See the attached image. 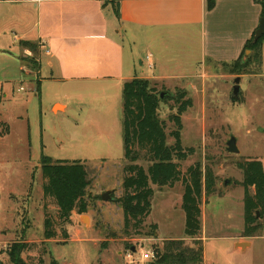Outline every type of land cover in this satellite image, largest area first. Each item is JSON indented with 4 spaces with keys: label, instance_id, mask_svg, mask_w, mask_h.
<instances>
[{
    "label": "rangeland",
    "instance_id": "1",
    "mask_svg": "<svg viewBox=\"0 0 264 264\" xmlns=\"http://www.w3.org/2000/svg\"><path fill=\"white\" fill-rule=\"evenodd\" d=\"M11 34L12 31L7 34L0 49V263L11 264L7 250L22 240L28 243L23 257L30 264H131L127 256L134 248L139 258L162 250L165 241L184 239L186 214L181 182L164 188L153 185L152 211L140 229L132 223L126 231L121 207L114 200L102 199L109 191L113 199L122 194L123 169L127 164L122 88L74 87L42 81V71L39 91L35 72L40 68V45L27 42L30 45L22 44L20 50L12 46ZM179 43L165 37L155 50L149 51L141 41L135 44L129 38L125 44L126 64L132 61L133 65L130 53L135 48L139 56L137 74L148 75L149 54L175 59ZM251 55L246 52L245 59ZM190 70L186 68V72L191 73ZM172 73L177 71L173 69ZM194 73L197 74L191 80L152 85L164 97L159 115L168 134L174 129L170 116L177 113L170 97L185 90L193 100L192 108L182 116V142L186 148H194L195 155L181 164L182 173L201 162L217 178L215 197L232 193L231 199L211 197L207 205L205 198L202 201L204 264H264V237L253 240L245 251L239 250L241 245L239 249L235 247L237 233L244 228V189L240 186L243 172L236 164L249 158L264 163L261 66L254 61L242 75H234L223 62L211 61L204 68L196 67ZM237 77H241V90L238 99H234ZM56 101L67 104L68 110L54 113L62 110L53 111ZM231 136L236 138L240 154L227 151ZM173 142L169 138V144ZM43 156L81 161L88 168V210L84 214L73 212L68 223L60 219L55 201L44 194ZM138 164L145 169L149 166L144 161ZM47 218L56 231V238L49 241L44 239ZM151 225L158 227L154 234H150ZM138 258L134 256L135 261Z\"/></svg>",
    "mask_w": 264,
    "mask_h": 264
},
{
    "label": "crops",
    "instance_id": "2",
    "mask_svg": "<svg viewBox=\"0 0 264 264\" xmlns=\"http://www.w3.org/2000/svg\"><path fill=\"white\" fill-rule=\"evenodd\" d=\"M114 1L0 0V49L10 31L13 47L21 50V45L26 42L40 45V68L35 72L39 91L43 71L45 78L42 81L74 87L114 85L122 88L123 96L125 83L136 78L153 83L183 82L194 79L196 67L204 68L211 61H237L263 19L262 7L256 0ZM210 1L214 2L211 10ZM165 37L179 40L177 58L151 53L147 57L149 74L138 75L136 62L139 56L132 48L130 58L134 63L128 61L126 64L127 39L135 44L141 41L152 51ZM140 64L143 66L144 62ZM186 68L191 69V73L186 72ZM173 69L176 74H170ZM261 73L264 78V44ZM55 108L62 109L54 112L57 114L66 112L69 106L56 101L53 111ZM216 194L211 197L216 198ZM211 197H205L206 205ZM226 198L231 199L232 193L217 195L216 199ZM241 201L244 204L242 196ZM243 230L237 233L235 244L237 249L240 244H245L239 249L241 251L250 248L253 240L264 237L262 234L244 238ZM175 240L193 242L186 237ZM138 254L136 250L137 258ZM135 264L153 262L139 257Z\"/></svg>",
    "mask_w": 264,
    "mask_h": 264
},
{
    "label": "trees",
    "instance_id": "3",
    "mask_svg": "<svg viewBox=\"0 0 264 264\" xmlns=\"http://www.w3.org/2000/svg\"><path fill=\"white\" fill-rule=\"evenodd\" d=\"M262 7L264 0H256ZM214 2L210 1L209 9ZM30 45V43H23ZM264 35L255 40V33L245 45L241 57L233 63H224L231 74L242 75L254 61L262 65ZM252 55L245 59V53ZM23 61H25L23 59ZM175 101L177 113L170 116L174 129L168 134L167 125L161 120L159 111L161 94L156 85L147 79L136 78L125 83L123 88V139L125 160L122 194L114 198L124 215L125 230L131 224L140 229L152 211L155 195L153 185L160 188L183 185L182 208L186 214L185 237L193 240L189 246L184 240H168L162 250L154 251L153 264H203L202 210L203 199L218 192L217 178L210 167L197 162L188 168L186 174L181 164L195 155L194 148H186L182 142V116L193 106V100L185 90H178L170 97ZM169 138L173 144H169ZM148 163V168L139 165ZM243 172L240 186L244 189V230L242 237L255 238L264 234V164L259 159H243L237 162ZM42 173L46 180L43 191L52 198L59 210V217L70 222L73 212L84 214L88 210L86 194L90 187L88 168L81 161L53 160L42 157ZM253 190V191H252ZM46 241L56 238V231L50 219L44 222ZM151 233L157 232V225H151ZM139 235L141 233H138ZM24 240L12 243L7 250L11 264H30L23 255L28 249ZM2 264V263H0ZM54 264H58L55 262Z\"/></svg>",
    "mask_w": 264,
    "mask_h": 264
},
{
    "label": "water",
    "instance_id": "4",
    "mask_svg": "<svg viewBox=\"0 0 264 264\" xmlns=\"http://www.w3.org/2000/svg\"><path fill=\"white\" fill-rule=\"evenodd\" d=\"M264 35V19L261 20L258 30L255 33V40H258L260 37ZM250 53V51H247V54ZM241 90V77H237L234 80V87H233V97L234 99H238L239 92ZM161 99L164 100L163 94H161ZM227 151L232 154H240V150L237 146V140L234 136H231L230 140L227 143ZM110 191L106 192L102 195V199L104 201H112L114 200L110 196ZM84 220L87 219V217H83ZM242 248L245 247V244H240ZM133 253H136V249H133Z\"/></svg>",
    "mask_w": 264,
    "mask_h": 264
},
{
    "label": "built area",
    "instance_id": "5",
    "mask_svg": "<svg viewBox=\"0 0 264 264\" xmlns=\"http://www.w3.org/2000/svg\"><path fill=\"white\" fill-rule=\"evenodd\" d=\"M135 255H136V253L130 252L128 254V256H127L128 259H130V261H131L132 264H135V259H134V256ZM142 258L145 261H151V262H153L156 259L155 258V253L152 252V251L145 253Z\"/></svg>",
    "mask_w": 264,
    "mask_h": 264
}]
</instances>
